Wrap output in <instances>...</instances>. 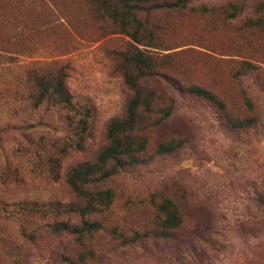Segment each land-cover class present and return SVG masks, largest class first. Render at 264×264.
Here are the masks:
<instances>
[{
	"label": "rangeland",
	"instance_id": "obj_1",
	"mask_svg": "<svg viewBox=\"0 0 264 264\" xmlns=\"http://www.w3.org/2000/svg\"><path fill=\"white\" fill-rule=\"evenodd\" d=\"M49 1L70 35L55 25L41 33L27 27L31 41L0 69V82H11L0 99V264H77L89 251L95 258L86 264H264V26L246 25L264 0H193L186 10L149 17L157 41L138 48L167 66V75L148 82L157 102L138 126L145 148L104 185L113 202L99 219L103 231L85 249L69 237L27 241L44 236L52 220L35 218L33 203L53 210L75 201L65 174L96 160L109 123L124 117L132 97L121 73L129 37L102 22L92 0ZM229 3L243 13L225 18ZM55 60L75 107L29 109L13 93L25 96L19 65ZM190 85L223 108L179 89ZM167 106L172 113L163 119ZM162 145L169 151L159 152ZM165 200L182 220L169 236L157 227Z\"/></svg>",
	"mask_w": 264,
	"mask_h": 264
},
{
	"label": "trees",
	"instance_id": "obj_2",
	"mask_svg": "<svg viewBox=\"0 0 264 264\" xmlns=\"http://www.w3.org/2000/svg\"><path fill=\"white\" fill-rule=\"evenodd\" d=\"M192 1L92 0L99 19L109 23L114 31L125 34L132 42V49L121 54L122 78L132 91V97L126 104L124 117L109 123L106 133L108 145L96 160L77 164L65 174L64 182L74 195L75 201L63 207L57 205L53 210H50L52 206L49 203H33L31 213L35 218L48 217L52 220L46 225L44 236L33 233L27 241L37 243L45 237H69L77 247L85 249V242L103 231L99 219L113 202L111 189L104 188V185L123 167L125 159L135 160L136 155L145 148L146 141L139 136L138 126L144 119L151 118L157 102L155 93L147 87L148 82L167 75V66L163 63L157 64L153 56L138 48L139 45L153 46L157 41L156 31L151 27L149 17L163 11L186 10ZM37 8L46 13L38 18L26 17L30 10L36 11ZM52 8L57 9L49 0H0V59H4L0 62L1 70L6 66L11 67L14 63L12 51L31 41L29 31L41 33L55 25L70 35L67 22L64 18H54ZM243 10L238 5L229 3L228 9H224L222 13L225 18L234 19L241 15ZM263 12L264 8L260 5L247 18L246 25L249 29L264 26ZM27 27L29 31L25 30ZM59 64L60 61L55 60L30 61L19 65L22 71L18 83L25 85V96L20 97V93L15 91V97L31 110L49 102L55 106L73 109L75 104L66 88V73L62 67H58ZM246 65L251 67L250 64ZM10 89L11 82L6 79L0 82L1 101L5 100ZM179 89L223 108V104L213 94L199 86L190 85ZM161 112L163 119H166L172 113V106L163 108ZM81 123L85 125L84 122ZM247 123L235 122L234 125L242 127ZM168 151L167 145L159 147V152ZM158 220L157 227L161 231L159 235L162 236H169L170 232L178 230L182 224L178 210L170 200L160 204ZM94 258L95 252L89 251V254H79L76 261L77 264H86Z\"/></svg>",
	"mask_w": 264,
	"mask_h": 264
}]
</instances>
